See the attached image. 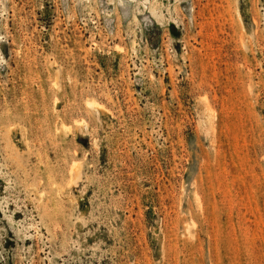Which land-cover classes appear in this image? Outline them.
I'll return each mask as SVG.
<instances>
[{
  "label": "rangeland",
  "instance_id": "rangeland-1",
  "mask_svg": "<svg viewBox=\"0 0 264 264\" xmlns=\"http://www.w3.org/2000/svg\"><path fill=\"white\" fill-rule=\"evenodd\" d=\"M0 264H264V0H0Z\"/></svg>",
  "mask_w": 264,
  "mask_h": 264
},
{
  "label": "bare ground",
  "instance_id": "bare-ground-1",
  "mask_svg": "<svg viewBox=\"0 0 264 264\" xmlns=\"http://www.w3.org/2000/svg\"><path fill=\"white\" fill-rule=\"evenodd\" d=\"M72 167H73V166H72ZM74 167H75V166H74ZM77 167H78V166L76 165V169H77ZM76 171H77V170H76ZM77 173H78V172H77Z\"/></svg>",
  "mask_w": 264,
  "mask_h": 264
}]
</instances>
